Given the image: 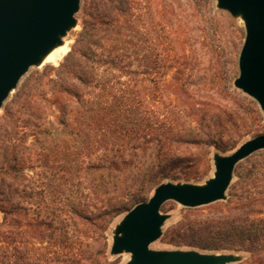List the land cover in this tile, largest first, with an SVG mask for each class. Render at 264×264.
Instances as JSON below:
<instances>
[{"label":"trees","instance_id":"obj_1","mask_svg":"<svg viewBox=\"0 0 264 264\" xmlns=\"http://www.w3.org/2000/svg\"><path fill=\"white\" fill-rule=\"evenodd\" d=\"M144 1L89 0L71 51L59 66L29 78L5 108L0 170L11 174V182L4 223L19 214L27 222L23 230L0 227V241L13 245V264H91L83 230L93 220L100 228L93 264H113L106 257L105 232L114 216L142 202L160 178H175L194 161L174 152L175 144L192 141V128L165 118L157 126L141 97L140 86L158 64L162 31L157 14L155 29L150 27V0ZM49 99L59 100L57 120L49 118ZM151 137L158 138L154 146L133 147ZM23 169L30 175L19 179ZM258 169L264 173V164ZM121 178H135L133 192L109 198ZM257 179L262 178L243 179L250 187L230 212L181 221L174 246L243 253L244 264H264V196L259 198L264 190L251 188ZM35 224L43 228L38 231L43 243L54 249L51 255L27 247L37 241L30 229Z\"/></svg>","mask_w":264,"mask_h":264},{"label":"rangeland","instance_id":"obj_2","mask_svg":"<svg viewBox=\"0 0 264 264\" xmlns=\"http://www.w3.org/2000/svg\"><path fill=\"white\" fill-rule=\"evenodd\" d=\"M88 1L81 0L80 9L75 15L77 25L64 38L65 43L70 42L69 52L82 30L83 22L87 19ZM136 1L139 4L143 3L142 0ZM146 8L149 10L150 27L155 29L152 22L155 23L157 18L162 31L159 32L161 45L158 48V64L154 68L157 69L158 74L154 78L155 70L148 71L147 79L140 86L141 97L153 110L154 113L150 115L157 126L160 127L159 121L165 118L178 125L185 124L186 128L190 127L193 131L192 141L189 144H175L174 152L181 157H192L194 161L181 168L175 178H160L159 184L203 185L213 177V154L230 155L246 141L264 135V117L258 104L233 85L238 77V57L245 36L243 23L231 18L226 12L218 11L214 0H150L146 1ZM64 57L56 65L47 64L30 68L20 81L18 88L10 94L0 109V122L5 114V108L11 103L20 87L35 74L42 73L52 66H59ZM57 102H59L57 99L48 101V108H50L48 115L51 120H57L59 116ZM153 116H156L158 120H154ZM180 129L178 126L175 127L176 131ZM157 139L156 137H151L149 140L144 139L138 141L133 147L139 149L151 147L157 143ZM263 152L253 154L236 166L225 200L189 209L190 211L173 201L166 202L162 206L161 213L169 218L162 227L161 238L150 248L159 251L197 250L174 246V242L177 241L174 234L175 227L188 216L230 212L236 206L238 199L242 198L244 192L250 187L249 182L242 183L244 178H262L257 179L255 186L251 188L264 190V173L258 169V165L264 164ZM20 172L19 179L30 175L26 169ZM107 179L114 182L118 178ZM121 179L119 185L111 188L109 198H127L129 191L130 194L133 192L130 187L135 178ZM10 182L11 174L0 170V227L2 229L22 228L23 230L27 227L26 216L23 214L11 216L4 223L5 211L10 208L6 202L7 186ZM153 190L154 188L140 203L148 201ZM126 212L115 215L105 232L108 244L106 257L113 264H126L130 260L129 254L109 255L112 232ZM35 227L38 226L35 224L30 229L34 231L33 235L37 241L27 247L36 255H51L54 249L44 244L38 233L43 228ZM99 229L98 221L93 220L83 230L87 235H85V246L88 261L91 264L94 263L95 258L97 259ZM20 241H23L20 245L24 253V248H26L24 242L27 239L22 237ZM234 254L244 257L242 262L237 263L244 264L248 255ZM14 259L13 245L0 241V264H13Z\"/></svg>","mask_w":264,"mask_h":264},{"label":"water","instance_id":"obj_3","mask_svg":"<svg viewBox=\"0 0 264 264\" xmlns=\"http://www.w3.org/2000/svg\"><path fill=\"white\" fill-rule=\"evenodd\" d=\"M218 11L240 20L244 42L238 57L234 87L253 99L264 117V0H214ZM81 0H0V109L32 67L62 45L77 25ZM264 151V135L243 143L227 156L213 154V177L203 185L162 183L148 201L130 209L112 232L110 256L129 254L126 264H237L234 253L197 250H153L169 218L162 206L173 201L196 209L226 199L236 166Z\"/></svg>","mask_w":264,"mask_h":264},{"label":"bare ground","instance_id":"obj_4","mask_svg":"<svg viewBox=\"0 0 264 264\" xmlns=\"http://www.w3.org/2000/svg\"><path fill=\"white\" fill-rule=\"evenodd\" d=\"M70 49V42L63 43L62 45L54 48L48 55H46L41 63L40 66H45L47 64L56 65L58 62L67 55Z\"/></svg>","mask_w":264,"mask_h":264}]
</instances>
